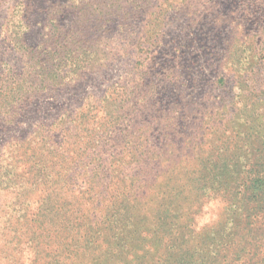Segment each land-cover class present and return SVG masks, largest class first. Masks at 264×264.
Wrapping results in <instances>:
<instances>
[{"label":"rangeland","instance_id":"obj_1","mask_svg":"<svg viewBox=\"0 0 264 264\" xmlns=\"http://www.w3.org/2000/svg\"><path fill=\"white\" fill-rule=\"evenodd\" d=\"M262 38L264 0H0V229L14 226L26 212L28 219L41 199L48 198L44 210L62 195L34 151L50 158L53 146L82 148L88 133L76 137L73 118L90 127L106 112L114 116L120 101L111 95L114 88L125 87L120 91L128 113L135 97L152 95L151 109L138 103L140 111L129 113L133 125L126 130L133 134L117 145L139 148L149 133L146 144L157 151H182L198 136L207 146L214 129L223 131L216 123L225 111L246 117L239 112L246 101L235 97L242 82L259 88L264 83L261 53L247 69L252 75L240 73L237 63L261 48ZM17 83L22 85L15 90ZM22 87L30 90L19 93ZM106 93L111 98L102 102ZM85 159H70L75 183L84 188ZM117 159L108 157L104 164ZM154 162L151 156L145 164ZM199 205L197 230L221 217L224 202L212 195ZM22 241L0 264H28L31 244Z\"/></svg>","mask_w":264,"mask_h":264},{"label":"trees","instance_id":"obj_2","mask_svg":"<svg viewBox=\"0 0 264 264\" xmlns=\"http://www.w3.org/2000/svg\"><path fill=\"white\" fill-rule=\"evenodd\" d=\"M260 41L261 48L237 61L240 73L252 75L259 53L264 57V38ZM21 85L17 83L15 90ZM124 88L111 92L120 99L114 116L106 112L99 124L86 127L75 115L73 133L76 137L79 131L88 133L82 148L62 151L53 146L50 158L40 149L34 151L48 166L44 168L49 182L63 192L48 209H41L48 200L43 198L28 219L26 212L14 226L0 229V262L26 238L32 248L28 264H264V83L259 88L242 82L235 97L246 101L239 109L246 117L225 111L226 118L216 123L223 131L214 129L207 146L203 136L195 141L192 137L182 151L162 147L157 151L146 144L149 133L139 148L117 145L133 134L126 130L133 125L127 117L140 111L136 105L148 103L146 110L152 108L149 93L135 97L126 112L128 101L120 91ZM24 90L30 88L22 87L19 93ZM111 95L106 93L102 102ZM254 97L263 105L261 110L248 103ZM106 116L110 118L104 121ZM114 155L118 157L114 164H104ZM151 156L157 165L145 164ZM74 157L86 158L81 166L85 188L75 183L77 173L70 162ZM212 195L224 202L221 217L197 230L194 213L201 199ZM21 222L28 226L20 228Z\"/></svg>","mask_w":264,"mask_h":264}]
</instances>
